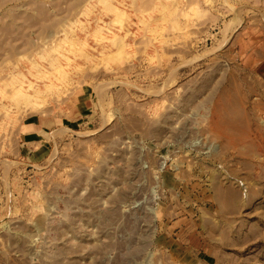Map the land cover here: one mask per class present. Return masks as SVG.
I'll return each mask as SVG.
<instances>
[{
    "label": "rangeland",
    "instance_id": "1",
    "mask_svg": "<svg viewBox=\"0 0 264 264\" xmlns=\"http://www.w3.org/2000/svg\"><path fill=\"white\" fill-rule=\"evenodd\" d=\"M263 48L264 0H0V264H264ZM101 85L160 135L116 111L17 163L25 126Z\"/></svg>",
    "mask_w": 264,
    "mask_h": 264
},
{
    "label": "crops",
    "instance_id": "2",
    "mask_svg": "<svg viewBox=\"0 0 264 264\" xmlns=\"http://www.w3.org/2000/svg\"><path fill=\"white\" fill-rule=\"evenodd\" d=\"M262 46L263 45H261V47ZM259 57L261 58V56ZM249 66L251 68L253 67L252 59L249 62ZM183 71V68L180 69L178 71V75L183 73ZM188 71L190 72V68ZM154 73L158 75L164 73V70H155ZM168 74L169 77L167 78V82L171 81L175 77L174 73L171 74V70ZM101 86L85 90L79 94V96L75 98L67 116H64V120L58 118L61 117V114L60 116L51 115L43 119L37 118L35 121L25 126L21 139L16 143V147L13 149L14 155L18 160L17 163L22 164L23 166L37 165L42 162L44 158H46V148H50L51 146L56 147L67 136L77 134L81 128H90L94 126L100 130L114 124V120H111L107 115L109 113L114 114L116 111L125 113L131 117L130 119L123 120V122L119 123L120 125H115L121 130L128 133H138L139 135H144L145 137L143 138L145 139L148 137L156 139V137L160 135L161 126L159 127V122L153 121L152 119L151 121L144 119V108L142 105L136 106L137 108H134L135 106L131 107L127 103L124 105L123 102L125 97L128 98V94L125 93V91H113L109 88V86ZM257 92H259L260 99L264 102L262 99L264 98V83H259ZM228 103V101L225 102V109L229 108ZM119 109H122L123 111H120ZM232 120H236V122L227 123V126L229 125V131L232 132L231 138L235 140L237 139L241 142L242 153L248 152L250 150L249 126L244 123L245 120H242L241 122L237 119ZM218 157V152L213 154V162L218 160ZM182 180H185L183 174L179 177V181ZM214 184L215 186L217 185L216 182H214ZM211 195L213 197V187ZM217 197L218 195L216 194L215 198ZM202 214L203 215L200 216L196 222V225L201 227L207 242H210L213 248V214L210 215L209 212L205 214L202 212Z\"/></svg>",
    "mask_w": 264,
    "mask_h": 264
},
{
    "label": "bare ground",
    "instance_id": "3",
    "mask_svg": "<svg viewBox=\"0 0 264 264\" xmlns=\"http://www.w3.org/2000/svg\"><path fill=\"white\" fill-rule=\"evenodd\" d=\"M236 24H237V21L234 20V21H233V24H232V25H229V26L227 27V29H228L229 27H232V26L236 25ZM161 90H163V89L160 88L159 91H158V93L161 92ZM153 93L155 94L156 92H153ZM205 149H208V147H206ZM214 150H215V149H214Z\"/></svg>",
    "mask_w": 264,
    "mask_h": 264
}]
</instances>
